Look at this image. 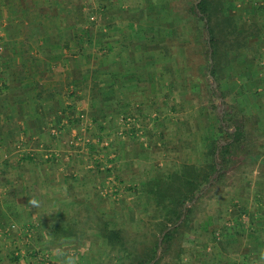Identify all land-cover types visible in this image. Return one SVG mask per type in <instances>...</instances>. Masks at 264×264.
<instances>
[{
    "label": "crops",
    "instance_id": "1",
    "mask_svg": "<svg viewBox=\"0 0 264 264\" xmlns=\"http://www.w3.org/2000/svg\"><path fill=\"white\" fill-rule=\"evenodd\" d=\"M173 3L0 0V142L6 146L0 154L6 166L0 164V176H12L9 181L17 182L15 189H25L30 198L37 188V198H44L41 202L47 204L49 213L27 207L29 198L0 200L5 218L0 219V254L5 257L10 251L12 264L17 256L48 252L37 243L42 237L47 241L63 236L61 221L76 215L74 206L89 207L91 200L99 198L143 200L141 191L136 198L124 189L141 188L155 175L148 166L154 157L148 149L142 154L127 149L124 140L128 134L146 139L140 129L149 127L147 120L158 126L159 137L167 128L166 120L172 119L179 127L174 117L153 114L151 120L152 114L146 113L153 108L148 101L152 96L168 86L180 87L189 75L183 62L190 39L185 33L187 23ZM227 13L241 16L245 27L259 23V35L249 39L253 51L249 57L254 59H246L244 52L234 61L236 73L230 83L225 80L223 88L230 97L240 91L245 120L258 126L264 140V0H227ZM198 107L193 103L195 116ZM208 116H198L196 127L191 119L186 122L193 141L195 128L207 127ZM75 135L88 140L73 145ZM258 154L263 161L264 152ZM133 155L146 164L144 169L130 167ZM123 156L129 160L123 161ZM24 159L31 160L29 165ZM35 161L48 162L50 167ZM59 171H65L66 177L51 175ZM80 172L84 174L78 176ZM258 183V209H246L252 218L251 231L232 226L230 235L236 238L229 241L236 246L230 245L222 264H258L264 251V173ZM45 190L47 194L42 196L40 191ZM2 193L0 189V198ZM231 218L228 215L227 220L234 222ZM244 228L248 229V224ZM98 233L94 234L98 237ZM72 249L81 255V250Z\"/></svg>",
    "mask_w": 264,
    "mask_h": 264
},
{
    "label": "rangeland",
    "instance_id": "2",
    "mask_svg": "<svg viewBox=\"0 0 264 264\" xmlns=\"http://www.w3.org/2000/svg\"><path fill=\"white\" fill-rule=\"evenodd\" d=\"M187 1L189 0H174L173 7H176L182 11L184 22L187 23V29H185V33L186 38L190 39L188 42L189 44L186 45L187 52L185 56H183V62L189 68V75H186L187 79L185 77L183 78L186 79V81L181 82L180 87L168 86V88L164 92H161L158 96L157 94L155 96L151 95L154 98L149 96L148 98L151 97L153 99L148 100L151 101L150 103L153 108L150 107V109L148 108L149 110H146V113L150 115L152 114L150 117L151 120L152 117L154 118L153 114H155L156 116L158 114V116L161 117L164 116V119H169L172 117L178 119L177 123L179 124V127L172 122V119L166 120L167 128L162 130L163 133L159 137L158 126L152 124V121L147 120V124L149 125V127L145 126L140 129V133L143 132L146 136V139L142 141L141 136H138L136 134H128L126 136V139L124 140V142L128 143V146L126 148L129 150L134 149L140 154L144 153L143 151H145L146 149L151 152L152 157H154V161H151V157L150 161L152 163H148V166L155 171V175L158 172L172 170V167H175L181 163L182 158H189V161L198 159V157L196 158L195 156L196 151L194 148L182 150L181 143L184 140L193 141V138L190 137V133L193 131H190V129H187L185 127L186 122L191 119L192 123H194L193 125H195L194 127H196V122L197 120H199L198 116H208L210 114L209 107L208 109H205L203 106V103L206 102L207 99L201 98V96L197 92L198 89L194 87V85L198 84L200 87H202L203 85L202 88H204V83L209 84V81H207V79L205 78V64L207 63V60L206 56L204 55L205 48L202 43L203 38H201L203 36L198 37L195 33L198 30L195 28L197 26L194 24L196 20L186 11ZM191 76L193 77L194 82L192 83V85L190 82ZM193 103H197V106H199L198 110H200V112L198 116H195V114L192 113ZM215 103L217 104L218 110L220 111L221 104L218 102V100L215 101ZM200 104H202L203 107H200ZM232 104L235 107L240 106L235 101H233ZM249 118L251 117L249 116ZM246 124L250 129L251 140L254 139V143L257 145L256 151L258 150V153L264 152V140H262V137L259 134L258 126L254 125L250 121H246ZM195 130V136L197 138V135L201 132V127L198 130L195 128ZM175 132L180 133H177L175 136ZM105 133H108V130H106ZM179 134L181 135V137L179 136ZM179 138H181V140H179ZM114 142L117 143L115 140ZM177 146H181L180 149L176 148ZM5 148L6 146H4V144L0 142V154L2 152L5 153ZM100 152L104 153L105 151L100 150ZM106 152L109 153V151ZM83 157L86 158V161H89L90 157L88 155H85ZM91 158L92 161H95V158L94 160L93 157ZM133 158V163L130 161V167L134 168L135 170L144 169L146 164H144V162H141L140 158L137 156L133 155ZM126 159L129 160V158H125V156L122 157L123 161H126ZM24 160V162H26V165H29V163L27 162L31 160ZM146 160H149V157ZM35 162L43 165L44 167H50V163L48 162ZM160 162L162 165L160 164ZM0 164L3 168L6 167L4 166L5 163L1 156ZM238 164L233 165L229 170H227L225 179L220 184H217L213 188L209 187L207 190H205V196L199 201L198 208L196 210V213L194 214L197 222V231L189 232V235L186 238L184 244V246L186 248H189L190 250L189 255H187L185 258L187 264H222L223 254L225 252H229L230 245L236 246L235 242L229 241L230 238H236L235 234L230 235L229 232H227V234H223L222 232H220L223 225H227L228 222H230L231 224L230 227L236 226V229L238 231L242 230L243 228V230L248 233V230H250L249 224L252 222V218L250 220V213L247 210L250 209V211H253L258 209V200H255V193L261 190L258 180L259 177L264 173V161L261 162L260 160L254 164L251 163L250 160H248L247 162H243L241 166H239ZM63 173H65V171L52 172L51 175L59 176L61 179L63 177H66V175ZM48 174H50V172ZM83 174L80 172L77 175L79 176ZM9 178L13 179L12 176H0V181L2 182L0 183V189L5 192V194H1L2 196L0 200H10L14 197H16L17 200L19 198H21L22 200L24 198H30L24 193L25 189L24 191L23 189L21 191L20 189H15V187H17L15 186L17 182L9 181ZM66 181L69 180L66 179ZM34 191L35 193H31V196L38 199L37 197H39V191L37 190V188L33 190V192ZM124 191L131 192L136 198H139L138 191H141L140 195L144 196L142 197L143 200L115 201L107 199L105 200L104 198H99V200L97 198L98 200H91L92 205H90L89 207L83 205L74 206L76 209V215L67 220L64 219L61 221V226H64L63 228H65L66 230L67 228H73V233L71 235H63L60 237L57 236L50 240L48 239L47 241L44 237L40 238V241L39 243H37V245L42 251L46 249L48 252H38V255L34 259H32L30 255L26 254L24 256L26 257L28 255L27 260H16L15 264H58V257L54 254L55 248H63L69 252L74 250L72 248H75L78 251H83L84 248H89L86 253H82L80 251L81 255H79V264H114L115 260L112 261L110 256L105 254V252H107L106 248H103L101 239H99L97 235L94 234L99 230V225L102 224L101 219L109 220L110 226H118L124 228L125 234L129 235L131 239L134 240L147 239L149 238L147 237V235L150 236V232L152 231V227L151 225H149V214H151L155 208L153 196L148 192L141 190L139 186H137V188H134V190H128V188H125ZM40 192L42 196H45L47 194L46 190L44 192ZM48 193H50V191H48ZM42 199L44 198L42 197ZM42 199L40 197L39 200L42 201ZM247 202L248 204H245ZM46 205L47 204H42V207L39 208L41 214H45L46 211H48L46 209ZM104 207L106 209L108 208L107 211L102 210V208ZM242 209L245 210L242 211ZM21 213L22 214L20 215H25L24 212L21 211ZM212 214L215 215L213 220L211 218ZM222 214L225 215L222 216ZM239 214L240 217H237L239 216ZM1 215L2 213L0 211V219L4 220L5 218H3ZM228 215L233 216V218L231 219H233L234 222L230 219L227 220ZM235 217L242 220L238 221ZM12 220L16 222L15 219ZM247 224L248 229L244 228V226L247 227ZM237 230H235V232ZM68 237H71L72 241L69 242ZM42 240L44 241L42 242ZM10 254V251L5 257L0 254V264H12L13 261ZM74 254H76V252H74Z\"/></svg>",
    "mask_w": 264,
    "mask_h": 264
},
{
    "label": "trees",
    "instance_id": "3",
    "mask_svg": "<svg viewBox=\"0 0 264 264\" xmlns=\"http://www.w3.org/2000/svg\"><path fill=\"white\" fill-rule=\"evenodd\" d=\"M186 11L196 20V35L203 36L207 60L205 78L209 84L204 83V88L198 84L194 87L201 98L207 99L203 106L209 107L208 125L201 128L195 141L181 143L182 150L194 148L198 159L182 158L172 170L158 172L141 186V190L153 196L155 204L149 214L152 227L149 238L131 239L124 228L110 226L109 220L101 219L98 238L107 250L105 254L115 260L114 264H187L185 258L190 250L184 244L188 233L197 231L194 214L205 190L220 184L233 165L241 162L238 164L241 166L248 160L254 164L262 162L260 155H256L257 145L251 140L244 110L232 104L235 101L240 105V91L230 98L223 88L225 80L230 83L236 73L234 61L244 52H247L246 59H254L249 57L253 53L249 39L259 35V23L243 26L241 16L227 13V0H189ZM190 81L192 85V76ZM229 224L223 225L220 232L230 233ZM63 227L59 231L64 236L73 233V228ZM28 255L34 259L38 252ZM28 255L17 256L16 260H27Z\"/></svg>",
    "mask_w": 264,
    "mask_h": 264
},
{
    "label": "clouds",
    "instance_id": "4",
    "mask_svg": "<svg viewBox=\"0 0 264 264\" xmlns=\"http://www.w3.org/2000/svg\"><path fill=\"white\" fill-rule=\"evenodd\" d=\"M27 207L39 209L42 207V202L35 197H31L28 200ZM49 239H51V237H49ZM54 254L58 257V264H79V257L63 248H55ZM258 264H264V251L260 253Z\"/></svg>",
    "mask_w": 264,
    "mask_h": 264
},
{
    "label": "built area",
    "instance_id": "5",
    "mask_svg": "<svg viewBox=\"0 0 264 264\" xmlns=\"http://www.w3.org/2000/svg\"><path fill=\"white\" fill-rule=\"evenodd\" d=\"M56 131H57V129H56ZM88 139H84L82 136H80V135H75V137H74V140L72 141V143H73V145H78V144H80V143H82V142H85V141H87ZM48 156H49V154H48ZM47 157V156H46ZM4 158L5 159H7L8 158V154L6 153V154H4Z\"/></svg>",
    "mask_w": 264,
    "mask_h": 264
},
{
    "label": "water",
    "instance_id": "6",
    "mask_svg": "<svg viewBox=\"0 0 264 264\" xmlns=\"http://www.w3.org/2000/svg\"><path fill=\"white\" fill-rule=\"evenodd\" d=\"M221 107V106H220Z\"/></svg>",
    "mask_w": 264,
    "mask_h": 264
}]
</instances>
